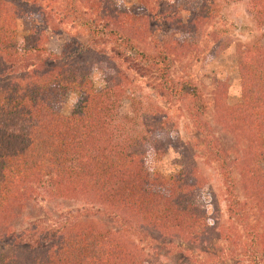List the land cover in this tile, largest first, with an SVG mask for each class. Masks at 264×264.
Here are the masks:
<instances>
[{
	"label": "rangeland",
	"instance_id": "obj_1",
	"mask_svg": "<svg viewBox=\"0 0 264 264\" xmlns=\"http://www.w3.org/2000/svg\"><path fill=\"white\" fill-rule=\"evenodd\" d=\"M7 1L25 13L17 18L19 41L32 30L45 37L36 58L39 70L85 66L83 72L95 89L117 92L120 104L115 116L119 124L146 117L138 121L139 130L145 131V123L154 121L152 135L142 132L145 138L158 142L161 150L151 162L154 173L171 178L185 167L198 185L207 213L205 242L171 237L155 228L148 230L151 239L144 241L145 232L124 231L122 237L128 240L131 234L130 245L144 253V264H264V211L260 199L248 188L251 178L244 175V162L253 150L247 139L236 138L240 132L224 117L226 109L242 99L239 52L264 45V21L248 0H232L219 16L205 20L198 19L204 0H116L118 6L132 11L138 23L139 31L132 35L134 47L129 48L103 34L110 18L104 1L76 0L83 13L80 20L68 0ZM109 5L113 10L114 4ZM194 19L200 24H192ZM143 51L157 55L158 66L148 65L142 59ZM159 65L175 83L168 80L166 84V76L160 73L157 79L154 71ZM16 72L18 76L33 73ZM174 84L186 91L173 95ZM53 92L56 96V90ZM77 101L78 93L70 92L57 96L56 106L70 114ZM201 124L220 144L219 155L208 148ZM116 137L125 139L120 132ZM86 188L89 195L73 189L78 198L63 199V208L46 194L38 200L32 198L14 223L26 237L0 240V254H27L42 225L56 228L71 214L80 223L96 224L95 213L105 211L106 204ZM123 217L129 227L137 221ZM103 219L115 221L111 216Z\"/></svg>",
	"mask_w": 264,
	"mask_h": 264
},
{
	"label": "trees",
	"instance_id": "obj_2",
	"mask_svg": "<svg viewBox=\"0 0 264 264\" xmlns=\"http://www.w3.org/2000/svg\"><path fill=\"white\" fill-rule=\"evenodd\" d=\"M100 1L106 2L105 12L110 17L103 34L118 45L134 47L132 35L139 28L132 11L118 6L116 0ZM68 2L77 18L83 19L76 0ZM231 2L204 0L198 19L219 16ZM248 2L264 21V0ZM109 3L114 4L113 10ZM24 16V11L9 1L0 4V240L26 237L14 223L32 198L38 200L46 194L63 208L64 200L78 198L73 189L88 194V186L91 195L107 206L106 213L103 209L95 213L97 223L91 226L72 214L56 228L42 225L29 255L1 253L0 264H144V253L132 247L129 239L133 232L141 231L145 232L143 240L149 241L148 230L153 228L171 237L204 243L207 213L198 185L185 167L171 178L154 173L151 167L161 150L158 142L145 138L142 132L152 135L154 121L145 123V131L139 130L138 121L146 117L119 124L115 116L120 104L117 92L95 89L83 72L85 66L39 70L36 58L45 37L32 30L19 41L17 18ZM192 24L200 23L195 20ZM141 55L148 65L158 66L157 55L144 51ZM238 65L242 99L229 106L224 117L240 132L235 133L236 138L251 144L253 151L244 162V175L251 178L248 188L260 199L264 211V45L240 51ZM161 66L154 71L157 79L160 73L166 76V84L168 80L175 83ZM16 69L33 73L18 76ZM171 91L177 96L186 90L174 84ZM70 92L78 93V101L72 112L65 114L57 108L56 99ZM199 128L206 132L210 151L219 155L221 147L213 134L203 124ZM118 132L125 139H116ZM122 214L137 221L129 227ZM107 216L115 220L113 224L103 219ZM130 230L129 239H124L123 232Z\"/></svg>",
	"mask_w": 264,
	"mask_h": 264
}]
</instances>
